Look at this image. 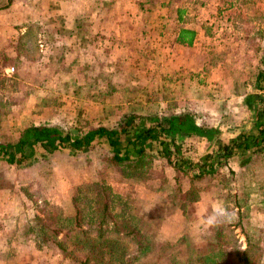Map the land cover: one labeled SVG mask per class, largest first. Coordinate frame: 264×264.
<instances>
[{"label": "rangeland", "instance_id": "obj_1", "mask_svg": "<svg viewBox=\"0 0 264 264\" xmlns=\"http://www.w3.org/2000/svg\"><path fill=\"white\" fill-rule=\"evenodd\" d=\"M110 1L20 0L26 11L23 23L31 31L17 45L21 58L0 51V140L15 141L21 130L31 124L61 125L74 131L75 126L115 128L127 113L154 119L196 110L208 113L205 119L222 132L212 143L195 136L181 143L183 154L198 162L190 174L199 172V165L206 162L207 154L215 153L224 143L222 140L230 143L229 139L250 130L246 128L249 123L239 124L242 111L232 110L229 121L216 119L222 109L216 115L207 109L215 99L233 109L240 107L234 79L249 86L257 83L264 64L260 67L261 63L246 46L254 49L259 44L241 45L238 36L225 42L223 39L232 37L235 31L223 21L225 17L218 11L220 5L211 6L214 12L210 14V0H140L142 4H165L163 14L167 15L172 35L179 17L183 24L202 21L200 44L193 52L176 51L184 62L181 71L174 70L167 63L170 58L144 57L148 48L142 45L122 47L126 42L115 32L109 34L114 37L99 32L94 40L93 31L98 29L93 19L100 20L97 15L109 8ZM14 2L0 0V9ZM113 14L125 16L124 12ZM213 36L216 40L211 39ZM164 63L168 68H161ZM226 66L234 70L227 72ZM144 119L141 126L146 128L151 122ZM135 133L132 130L121 136L122 144H127ZM148 145L154 159L146 167L150 172L145 176L127 177L122 167L110 160L112 147L106 137L74 156L65 149L43 157L44 149L38 147L35 156L21 167L1 162L0 264H62L59 249L38 247L29 224L35 213L48 212L51 206L69 212L74 188L88 177L105 180L142 217L146 234L155 242V251L142 258L141 264H162L172 256L205 252L214 240L216 221L229 226H224V233L234 239L232 246L246 247L248 237L264 243V189L255 190L264 179V159L262 165L254 161L242 167L240 160L245 156L237 152L227 161L222 160L212 175L191 181L190 174L181 173L177 181L173 165L160 155L157 143ZM179 184L183 191L195 188L193 195L185 199L184 207Z\"/></svg>", "mask_w": 264, "mask_h": 264}, {"label": "trees", "instance_id": "obj_2", "mask_svg": "<svg viewBox=\"0 0 264 264\" xmlns=\"http://www.w3.org/2000/svg\"><path fill=\"white\" fill-rule=\"evenodd\" d=\"M194 38V30L182 29L177 41L191 45ZM261 84H264V70L258 74V88ZM206 116L208 113L196 110L154 119L127 113L115 128L89 125L81 129L75 126L76 131L61 125L31 124L21 130L15 141L0 140V163L6 161L21 167L35 156L38 147L44 149L43 157L65 149L71 150L74 156L106 137L112 147L110 160L121 166L127 177L145 176L150 172L146 167H150L154 155L148 144L155 142L160 155L173 165L179 181L181 173L190 174L193 167H198V162L183 154L181 143L193 136L212 143L222 134L218 127L205 119ZM139 118L146 123L151 122L150 126L142 127L144 121H139ZM132 130H135V136L123 145L121 136L129 135ZM259 133L264 134V126ZM222 142L215 153L207 154L206 162L199 165L202 167L199 172L190 174L191 181L212 175L222 160L227 161L226 158L239 152L238 149L248 150L250 144L245 139ZM252 143L255 145L257 140ZM171 146L175 149L172 150ZM178 190L183 198L181 207H184L185 199L193 195L195 188L191 186L183 191L179 184ZM71 200L69 212L59 206H51L48 212L35 213L29 224V232L38 247L59 249L63 255L62 264H141L142 258L155 251V242L146 234L142 217L132 211L105 180L83 179L74 188ZM224 226L229 227L222 221L213 224L214 240L210 242V249L187 257L172 256L162 264H264L263 241L260 243V239L248 237L246 247L232 246L234 239L224 233Z\"/></svg>", "mask_w": 264, "mask_h": 264}, {"label": "crops", "instance_id": "obj_3", "mask_svg": "<svg viewBox=\"0 0 264 264\" xmlns=\"http://www.w3.org/2000/svg\"><path fill=\"white\" fill-rule=\"evenodd\" d=\"M116 1L117 2L111 0L109 2V8H106L105 11H100L97 15L100 17L99 21L93 19L94 25L97 26L98 29L97 31H93L95 34L93 37L94 40L100 36H97L99 32H102L101 35L104 34L108 37H114L109 34L115 32L116 35L126 42L122 44V47L139 45V48H141L142 45L144 48H148V52L151 50L150 53H146L147 56L143 53L144 57H149V60L153 57L156 58V56L159 60L170 58L169 61L167 59V63H171L174 70L181 71L184 61L181 56L177 55L176 51H182L184 49L193 52L197 48L198 44H200L199 40L201 35L199 28L202 21L196 20L192 24H183V22H181V17H179L177 20L178 23L176 22L177 25H174L177 26V29L174 27V35H172L169 31L170 26L167 23V15L163 14L165 9L164 3H151L150 1V4H142L140 0ZM236 1L238 2L236 3ZM16 2L10 4L6 8L0 9V51H2L3 54H15L16 57L18 56L21 58L20 55L22 51L17 45L19 43L21 44V41L29 35L31 28L23 23L26 20V18L23 17L26 11L24 12L22 9L24 7L20 6V0H18V3ZM215 2L216 0H210V14L214 12L211 6L214 4L220 5L218 11L219 14L223 13L224 15L225 18L223 21H226L227 27L229 26L230 29L235 31V33L230 35L232 37L228 36V38L223 40L225 42H230L231 39H235V37L238 36L237 40L241 42V45L258 43V47H254L253 49L246 46V50L253 52L252 56L257 59L256 61L258 64L261 63L260 67H262L264 64V0H252L250 3H242V0H234L233 2L232 0H218L216 3ZM154 10L157 12L155 13ZM205 10L207 11V9ZM113 12H124L125 16L120 18V14L117 16L113 14ZM17 13L20 14L17 15ZM197 19H199V17H197ZM111 28H113L114 31L111 30ZM236 28L241 29L242 32L240 31L238 34L235 30ZM182 29H191L195 31V38L191 45H182L177 41ZM50 37L51 36H48V39ZM215 37L216 36H213L211 39L216 40ZM171 45H173L174 50ZM127 50H129V48ZM246 54L249 55V53ZM95 59L97 58L95 57L93 60L96 61ZM185 60H187V57H185ZM161 68L166 69L168 65L164 63ZM232 70H234L232 66H226L227 72H231ZM234 81H237L234 91L238 95L240 94L239 98H241L240 107L233 109V106L215 99L214 102H210V109L207 110H210L211 114L216 115L218 114V110L222 109L219 118L216 119L222 118L223 120L227 118L229 121L232 110L242 111L243 114L240 117L239 124L243 123L248 125L247 123H249L250 125L246 126V128H250V130L245 129L238 137H233L229 140L237 139L238 141H243L245 139L248 143L250 141L248 150L239 149L240 156H245L244 159L240 160L241 165L245 167V165L248 166L249 163L256 161L254 164L257 163L259 166L262 165L261 162L262 159H264V134L260 135L259 133L260 129L264 126V84H261V87L258 88V80L257 83H254V86H249L250 84L248 85L245 81L242 83L236 79H234ZM244 86H247L246 89H244ZM203 98H205V96ZM256 140L257 143L254 145L252 142ZM248 151H251V154H248ZM262 180V183H259L258 187L255 189L257 192L264 189L262 188L264 179ZM256 195L259 196V193ZM261 197L264 202V192H261ZM261 208L263 213L264 204Z\"/></svg>", "mask_w": 264, "mask_h": 264}]
</instances>
